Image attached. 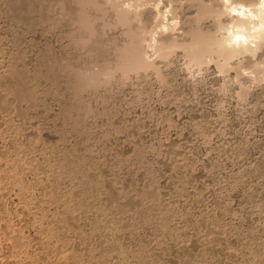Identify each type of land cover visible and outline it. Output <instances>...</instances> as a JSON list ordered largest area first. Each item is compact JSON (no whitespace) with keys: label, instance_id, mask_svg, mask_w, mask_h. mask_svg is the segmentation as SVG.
Here are the masks:
<instances>
[{"label":"rangeland","instance_id":"1","mask_svg":"<svg viewBox=\"0 0 264 264\" xmlns=\"http://www.w3.org/2000/svg\"><path fill=\"white\" fill-rule=\"evenodd\" d=\"M89 1L0 0V264H264V0Z\"/></svg>","mask_w":264,"mask_h":264},{"label":"bare ground","instance_id":"2","mask_svg":"<svg viewBox=\"0 0 264 264\" xmlns=\"http://www.w3.org/2000/svg\"><path fill=\"white\" fill-rule=\"evenodd\" d=\"M12 1V0H11ZM92 1V2H91ZM91 1H89L91 4H93V0H91ZM7 2V1H6ZM14 2V1H13ZM12 2V3H13ZM18 2H20V1H18ZM14 4V3H13ZM16 4H17V1H16ZM87 4V3H86ZM11 5V4H10ZM13 6V5H12ZM63 6V5H62ZM84 6V5H83ZM13 7H16V6H13ZM82 9V8H81ZM17 10V9H16ZM20 10V9H19ZM97 10V9H96ZM204 10V9H203ZM72 11V10H71ZM81 11V10H80ZM206 12H207V9H206ZM206 12H204V13H206ZM81 13V12H80ZM79 13V14H80ZM209 13V12H208ZM83 14H85V13H83ZM83 14H82V16H83ZM81 15V14H80ZM53 16V15H52ZM71 16V15H70ZM77 17V16H76ZM84 17V16H83ZM82 18V17H81ZM83 19H85V18H83ZM124 20V19H123ZM198 32V31H197ZM196 33V32H195ZM197 34V33H196ZM200 34V33H199ZM195 35V34H194ZM198 35V34H197ZM199 37L200 36H198V39H199ZM205 37V34H204V36H203V38ZM193 38H195V37H193ZM206 38V37H205ZM208 38V37H207ZM196 39H197V37H196ZM197 39V40H198ZM196 40V41H197ZM207 40V39H206ZM206 40H204V42L206 41ZM202 42H203V39L201 40ZM195 42V41H194ZM199 42V41H198ZM200 44V43H199ZM224 44V43H223ZM219 45V44H218ZM201 46H203V45H201ZM226 46V45H225ZM229 46V45H228ZM193 48V47H192ZM243 48V47H242ZM235 49V48H234ZM232 47H227L226 46V51H227V54H232L233 53V50H234ZM237 51V50H236ZM234 55V54H233ZM66 69H67V67H69V64L67 65L66 64ZM13 70V69H12ZM12 70H9V71H12ZM16 70V69H15ZM107 70V69H106ZM106 70H105V72H106ZM16 71H18V69L16 70ZM16 71H12L10 74V77L11 78H14V77H17L16 79H19L20 80V84H19V87H16L15 86V84H14V86L16 87L15 89H14V87H10L9 85H7L6 83H8V82H6V79H4V81L6 82L5 84L7 85H5L6 87H10V88H13L14 90H17V93L19 94H17V97L18 98H20V97H25V96H27V94H29V92H24V95H25V93H27L25 96L23 95V90H27L26 89V87L25 86H27V85H25L26 84V81H25V78H27L28 76L27 75H25L24 74V76H25V78L23 77V75L21 76V73L23 72V71H21V70H19V73H20V71H21V73L19 74V73H17ZM109 71V70H108ZM70 72L72 73V69L70 68ZM76 72H77V70H76ZM78 72H79V70H78ZM77 72V73H78ZM80 72H82L81 70H80ZM91 72V71H90ZM70 73V74H71ZM83 73H85V72H83ZM108 73H110V72H108ZM76 74V73H75ZM75 74H71L72 76L74 75V76H77V75H75ZM88 74V73H87ZM78 75H79V73H78ZM89 75H91L90 73L86 76V77H83V78H81V84L82 85H88V83L91 81V80H93V79H91L90 77H89ZM108 75H110V74H108ZM6 76H9V75H6L5 74V78H6ZM27 76V77H26ZM81 76V75H80ZM83 76H85V75H83ZM92 77H93V75H92ZM4 78V77H3ZM2 78V79H3ZM9 77H7V79H8ZM11 78H10V80H11ZM77 78H79V76H77ZM28 79V78H27ZM71 79V78H70ZM91 79V80H90ZM19 80H13L14 82H19ZM28 80H30V79H28ZM2 81V80H1ZM4 81H3V83H4ZM12 81V82H13ZM11 82V81H10ZM9 82V83H10ZM11 82V83H12ZM8 83V84H9ZM12 85V84H11ZM29 86V85H28ZM27 86V87H28ZM25 88V89H24ZM80 88V87H79ZM8 91L10 90L11 91V89H7ZM14 90H12V91H14ZM28 90H31L30 89V87H29V89ZM31 94H30V96L32 95V91L30 92ZM11 94H13L12 92H11ZM11 94H9V95H11ZM15 94V93H14ZM14 97H15V95H13ZM2 97V99H4V98H6V97H8V95L6 96V97H3V96H1ZM12 97V96H11ZM23 97H22V99H23ZM29 97V96H28ZM34 97V96H33ZM8 98H10V97H8ZM13 98V97H12ZM16 98V97H15ZM17 99V98H16ZM25 99V98H24ZM1 100V99H0ZM2 101V100H1ZM0 101V102H1ZM5 101H7L6 99H4V102ZM8 102H9V99H8V101H7V105H8ZM3 103V101L1 102V104ZM5 105H6V103H5ZM62 155V154H61ZM61 155H60V157H61ZM68 156V155H67ZM60 157H58L59 159H60ZM62 159L60 160V161H57V163L59 162V164H57V165H59L62 169L64 168H66V169H68V173L67 174H69V176H71V177H79V179L81 180L82 179V184H84V185H82V188H83V186H84V188L87 190L88 189V187L89 188H91V186H89L91 183H90V181H89V176H88V174H87V172H88V170H87V172L86 171H84L82 168L83 167H81V160L79 161V160H72V161H70V159L69 160H67V158L65 159V157L63 158V157H61ZM58 159V160H59ZM77 159V158H76ZM83 164V163H82ZM56 164H55V166H57ZM84 166V165H83ZM90 167H92V166H90ZM58 168V167H57ZM92 168H90L89 170H91ZM61 170V169H60ZM86 170V169H85ZM92 170H94V169H92ZM65 171V170H64ZM94 173V172H93ZM59 174V173H58ZM91 174H92V172H91ZM51 177V176H50ZM53 177V176H52ZM91 177V176H90ZM55 178V177H54ZM56 179H57V177H56ZM59 179H61L60 177H59ZM59 179H57V181H59ZM70 179V178H69ZM73 179V178H72ZM75 179V178H74ZM78 178H76V180H77ZM56 181V180H55ZM75 181V180H74ZM74 181H72V182H74ZM92 181V180H91ZM97 181V180H96ZM50 182V181H49ZM53 182H54V180H53ZM55 183V182H54ZM56 184H58V183H56ZM54 185V184H53ZM52 185V186H53ZM80 185H81V183H80ZM91 185H93V184H91ZM55 186V185H54ZM76 186V185H75ZM77 186H79V185H77ZM54 188V187H53ZM72 188H74V187H72ZM72 188H71V190H72ZM75 188H77V187H75ZM83 188V189H84ZM79 189V188H78ZM83 189H81V190H83ZM92 189H93V187H92ZM77 190V189H76ZM91 190V189H90ZM74 192H76L75 190H73ZM52 192V191H51ZM79 192V194H77L78 195V197H80V190L78 191ZM70 194H71V192H69ZM73 193V192H72ZM82 193H85V191L84 192H82ZM81 193V194H82ZM87 193V192H86ZM85 193V195H88V194H86ZM67 194V193H66ZM50 195H51V193H50ZM53 195H54V193H53ZM52 195V196H53ZM64 195V194H63ZM73 195H76L75 193L73 194ZM76 195V196H77ZM85 195H83V196H85ZM56 195H54V197H55ZM82 196V195H81ZM82 196V197H83ZM89 196V195H88ZM87 196V197H88ZM54 197H52V200H53V198ZM56 197H58V196H56ZM62 197H64V196H62ZM61 198V197H60ZM68 198V207H71L72 205H73V203H75L76 201L75 200H77L78 201V198L77 199H74L73 198V196H68L67 197ZM81 198V197H80ZM79 198V199H80ZM92 198V197H91ZM90 199V198H89ZM95 199V198H94ZM83 200V199H82ZM85 200V199H84ZM83 200V201H84ZM57 201H59V200H57ZM61 201V200H60ZM63 201V200H62ZM81 201V199L79 200V202ZM65 202V201H64ZM82 202V201H81ZM85 202H87V200L85 201ZM88 202H89V200H88ZM95 202V201H94ZM93 202V200H92V203H94ZM71 203V204H70ZM76 203H78V202H76ZM62 204V203H61ZM65 204V203H64ZM85 204H88V206H90V202L89 203H85ZM77 205V204H76ZM92 205V204H91ZM61 206V205H60ZM78 206V208L80 207V203H79V205H77ZM76 206V207H77ZM85 206V205H84ZM84 206H82V208L84 207ZM87 206V207H88ZM93 206V205H92ZM91 207V206H90ZM94 207H96V206H94ZM67 208V207H66ZM78 208H76L77 210H78ZM92 208V207H91ZM90 208V209H91ZM81 209V208H80ZM85 209V208H84ZM68 210V209H67ZM72 210V208L70 209V211ZM74 210H75V208H74ZM74 210H72V213H73V211ZM93 210V209H92ZM92 210H91V212H92ZM97 210H99L100 212H101V214L102 213H104L101 209H97ZM62 211H63V209H62ZM64 211H66L65 209H64ZM64 211H63V213H64ZM81 210H79L78 212H80ZM86 211V210H85ZM90 211V210H89ZM104 211H105V209H104ZM69 212V211H68ZM94 212V211H93ZM72 213H70V214H72ZM76 214H77V212H75ZM95 213V212H94ZM106 213V212H105ZM65 214V213H64ZM61 215V214H60ZM60 215H59V217H60ZM72 215H74V214H72ZM71 215V217L70 218H72L73 216ZM64 216V215H63ZM65 216H67L66 214H65ZM68 216H70V215H68ZM67 216V217H68ZM77 217V216H76ZM106 217V216H105ZM67 219V218H66ZM65 219V220H66ZM69 219V218H68ZM73 219V218H72ZM63 220H64V218H63ZM74 221H71V220H69V222L72 224L73 222H75V219H73ZM97 222H99V221H97ZM64 223V222H63ZM77 223V222H76ZM69 224V223H68ZM93 224H94V222H93ZM92 224V225H93ZM97 225V224H96ZM46 226H48V225H46ZM53 226H54V224H53ZM74 226V225H73ZM91 226V225H90ZM104 226V225H103ZM109 226V225H108ZM59 227V226H58ZM99 227H100V223H99ZM107 227V226H106ZM47 228V227H46ZM68 228V227H67ZM74 228V227H73ZM77 228H78V226H77ZM108 228V227H107ZM107 228H106V230H107ZM109 228H110V226H109ZM109 228H108V230H109ZM61 229V228H60ZM82 229V228H81ZM80 229V230H81ZM97 229V227L95 226L94 228H93V230H96ZM99 229V228H98ZM46 230V229H45ZM51 230V229H50ZM79 230V229H78ZM92 230V229H91ZM100 230V229H99ZM47 231V230H46ZM64 231V230H63ZM103 231V230H102ZM82 232V231H81ZM91 232V231H90ZM50 233H52V232H50ZM59 233H60V231H59ZM80 233V232H79ZM89 232H87V234H88ZM95 233H96V231H95ZM105 233V232H104ZM108 233V232H107ZM107 233H105V234H107ZM56 234V233H55ZM62 234H64V233H62ZM81 234V233H80ZM82 234H84V232L82 233ZM86 234V233H85ZM96 234H98V230H97V233ZM101 235H102V233H100ZM104 234V235H105ZM48 235V234H47ZM60 235H61V233H60ZM90 235V234H89ZM88 235V236H89ZM95 235V234H94ZM100 235V236H101ZM51 236H52V234H51ZM54 236V235H53ZM87 236V237H88ZM83 237V236H82ZM81 237V238H82ZM94 237V236H93ZM107 237V236H106ZM110 237V236H109ZM56 238V237H55ZM59 238V237H58ZM63 238V237H62ZM90 238V237H89ZM92 238V237H91ZM95 238H96V236H95ZM53 239V238H52ZM64 239V238H63ZM55 240V239H54ZM58 240V239H57ZM60 240H61V238H60ZM80 240H82V239H80ZM86 240H88L89 241V239L87 238ZM103 240V239H102ZM105 240V239H104ZM53 241V240H52ZM44 242V244H45V241H43ZM48 242V241H47ZM63 242V241H62ZM67 242V241H66ZM70 242V241H69ZM68 242V243H69ZM84 242H85V240H84ZM87 242V241H86ZM85 242V243H86ZM101 242V241H100ZM105 242V241H104ZM104 242L102 241L101 243H103L104 244ZM51 243V242H50ZM56 243V242H55ZM100 243V244H101ZM59 244V243H58ZM80 244H81V242H80ZM87 244V247H88V245L90 244V241H89V244L88 243H86ZM92 244V243H91ZM99 244V245H100ZM51 245H52V243H51ZM93 245H94V243H93ZM98 245V246H99ZM42 246H45V245H42ZM60 246H61V244H60ZM60 246H59V248H60ZM92 246V245H91ZM96 246H97V244H96ZM108 246V245H107ZM53 247V246H52ZM62 247H63V245H62ZM69 247V246H68ZM104 247H106V246H104ZM46 248V247H45ZM89 248V247H88ZM90 248H92V247H90ZM100 248H102V245H101V247ZM107 248V247H106ZM56 249V248H55ZM70 249H71V247H70ZM87 249V248H86ZM94 249V248H93ZM96 249H97V247H96ZM65 250H67L66 251V253H63ZM65 250H63V254L60 252V250H58L59 252V254L61 253V255L59 256V260H61V261H66L67 262V260H69V261H71V262H74L75 264H84V262H86V263H88V264H109L108 263V260H109V257L108 256H110V251H106V250H101L100 252H97V254L95 253H92V252H90L88 255L87 254H85V255H87V257L86 258H84V257H81V254H80V256H79V254H77L75 251H73V250H70L69 251V249H66L65 248ZM89 250H91V249H89ZM79 251V250H78ZM96 251V250H95ZM99 251V250H98ZM80 252V251H79ZM85 252V251H84ZM84 252H83V255H84ZM87 252V251H86ZM57 253V254H58ZM82 253V252H81ZM125 255V254H124ZM131 255V254H130ZM140 255V254H139ZM125 257H127V255H125ZM56 258V257H55ZM120 258V257H119ZM108 259V260H107ZM122 260H124V257L122 256V258H121ZM136 259V258H135ZM56 260V259H55ZM85 260V261H84ZM110 261V260H109ZM55 262V261H54ZM123 262V261H122ZM53 264V263H52ZM59 264V263H58ZM60 264H61V262H60ZM66 264V263H65ZM73 264V263H72Z\"/></svg>","mask_w":264,"mask_h":264}]
</instances>
